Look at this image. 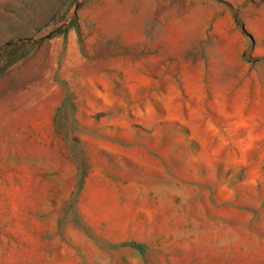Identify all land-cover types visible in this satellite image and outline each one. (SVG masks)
Segmentation results:
<instances>
[{"label":"rangeland","instance_id":"374dc122","mask_svg":"<svg viewBox=\"0 0 264 264\" xmlns=\"http://www.w3.org/2000/svg\"><path fill=\"white\" fill-rule=\"evenodd\" d=\"M8 41L0 264H264V0H0Z\"/></svg>","mask_w":264,"mask_h":264},{"label":"trees","instance_id":"16d2710c","mask_svg":"<svg viewBox=\"0 0 264 264\" xmlns=\"http://www.w3.org/2000/svg\"><path fill=\"white\" fill-rule=\"evenodd\" d=\"M72 25V24H71ZM34 40H32V39H27V40H25V42L26 43H31V42H33ZM13 44L11 43V42H5L4 44H2L1 46H0V52L1 51H3V50H6L7 48H9V47H11Z\"/></svg>","mask_w":264,"mask_h":264}]
</instances>
